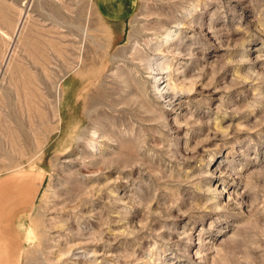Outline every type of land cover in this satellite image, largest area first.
I'll return each mask as SVG.
<instances>
[{"label": "rangeland", "instance_id": "rangeland-1", "mask_svg": "<svg viewBox=\"0 0 264 264\" xmlns=\"http://www.w3.org/2000/svg\"><path fill=\"white\" fill-rule=\"evenodd\" d=\"M44 183L18 264H264V0H0V177Z\"/></svg>", "mask_w": 264, "mask_h": 264}, {"label": "crops", "instance_id": "crops-1", "mask_svg": "<svg viewBox=\"0 0 264 264\" xmlns=\"http://www.w3.org/2000/svg\"><path fill=\"white\" fill-rule=\"evenodd\" d=\"M100 16L113 25H126L139 0H94ZM44 183L38 172H16L0 177V264H18L25 228Z\"/></svg>", "mask_w": 264, "mask_h": 264}]
</instances>
